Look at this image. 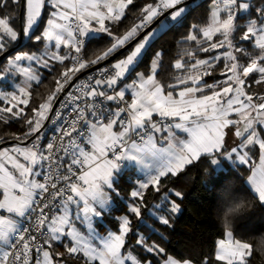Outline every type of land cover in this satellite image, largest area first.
Here are the masks:
<instances>
[{
  "label": "snow or ice",
  "instance_id": "6c2138e0",
  "mask_svg": "<svg viewBox=\"0 0 264 264\" xmlns=\"http://www.w3.org/2000/svg\"><path fill=\"white\" fill-rule=\"evenodd\" d=\"M8 2L0 0V9ZM11 3L19 5L20 0ZM46 4L51 11L42 25ZM133 4L134 0H24L19 30L12 26L16 17H0V55L21 37L43 45L42 51L5 57L0 68L4 104L0 121L24 118L33 83L41 82V69L51 71L54 64L71 62L56 79L54 91L31 109L27 130L15 136L18 143L0 148V264H152L128 247L133 231L129 216L111 215L120 198L118 185L133 170L143 174L131 191V197L141 202L128 205L137 219L146 207L144 190L151 186L159 192L162 178L176 177L202 157L211 166L222 160L247 166L246 183L264 208V94L251 92L249 83L264 85V0H210L207 22L188 25L182 43L191 47L175 59V75L168 84L157 78L165 52H153V45L165 33L183 27L200 5L197 0H151L140 8L137 22L116 35L112 26L126 18ZM103 36L110 38L109 46L85 60L81 53L86 43ZM121 50L122 58L73 83L77 73ZM150 52L148 73L137 72ZM201 54L211 55L201 58ZM221 64L223 79L208 83L205 77ZM9 76L22 77L13 81L11 90L3 86ZM68 86L51 121L59 125L42 144L44 123ZM232 128L239 143L229 148L226 130ZM256 146L258 163L250 155ZM174 195L183 198L180 191ZM234 199L230 190L223 192L225 202ZM163 201L152 205L148 216L171 226L167 214H178L181 205L167 195ZM106 218L117 221L116 230ZM225 235L226 239L216 241L215 260L248 264L253 246L233 239L231 230ZM135 244L149 254L165 253L139 233ZM259 246L264 249V239ZM164 264L190 261L167 255Z\"/></svg>",
  "mask_w": 264,
  "mask_h": 264
},
{
  "label": "trees",
  "instance_id": "16d2710c",
  "mask_svg": "<svg viewBox=\"0 0 264 264\" xmlns=\"http://www.w3.org/2000/svg\"><path fill=\"white\" fill-rule=\"evenodd\" d=\"M147 2H151V0H134V4L129 6L130 10L127 11L126 18L120 24L112 26L114 33L123 35L133 23L137 22L140 16V8ZM197 3H199L200 7L195 8L189 14L184 21L183 27L165 33L153 45V52L161 49L165 52L162 66L158 70L157 76L164 84L172 82V77L175 75L172 65L175 59L179 58L181 50L191 47L190 44L182 43L183 37L189 31L188 25L197 24L203 26L207 22L210 0H197ZM19 13L20 4L14 5L11 0H9L6 8L0 9L1 17L8 14L16 17L12 21V26L17 30H19ZM48 14L49 6H46L41 18L42 25L46 23ZM39 30H42V26ZM39 30L37 34H39ZM17 42L10 44L8 49L14 47ZM109 42L110 38L103 36L100 40L86 43L82 51L84 59H94L109 46ZM42 48V44L37 45L29 39H24L19 48L10 51L6 56L14 55L18 50L40 51ZM123 54L122 52L116 59L123 57ZM208 55L210 54H201V58ZM5 57L0 61V68L6 63ZM150 62L151 52L136 70L148 73ZM70 66L71 62L66 61L63 66L54 64L51 71L43 69L41 82L39 84L33 83L32 95L28 106L25 107L24 118L10 119L7 124L0 121V138L3 141L15 139L17 135H23L27 130L25 120L33 115L31 109L37 108L54 91L56 79L59 78L65 67ZM222 66V64L218 65L213 75L205 77V80L212 82L222 79L223 77L218 76ZM251 92L262 94L264 85L251 84ZM254 156H256V151H254ZM223 163V167L218 169L208 163L207 157H202L199 162L186 166L185 170L176 177L169 175L162 178L159 192L151 186L144 190L143 204L146 207L142 208L141 219H137L128 211L129 203L138 204L141 202L138 198L134 200L131 197V191L136 187V172L133 170L129 174L131 180L129 175H126L118 185L120 198L117 200L116 209L111 215L112 217H118L126 214L131 219L133 231L129 233L127 238L128 247L134 248L141 259L146 257L147 260L152 261V264H162L156 254H149L135 244L136 234L140 232L147 238L148 243L158 244L165 249V253L159 254L160 256L171 255L178 260H189L194 264H203L205 260L208 261V264H222V262H218L214 258L216 241L224 238L226 231L231 230L235 239H241L243 242H248L253 246V253L248 258V264H264V249L259 246V241L264 239V208H261L246 183L250 170L247 166H232L226 161ZM226 189L233 193L234 200L227 202L223 200V192ZM175 191L182 192L183 198L175 197ZM165 195L168 196L169 200H175L181 205V211L178 214L174 216L167 214L171 226L162 225L148 216V212L153 210L152 205L163 201ZM240 200L245 202V210L242 213L228 215L229 226L226 227L224 223L225 210ZM141 220L151 227H145ZM106 221L109 223V227L116 230L118 223L115 219L106 218ZM152 229H155V232ZM101 230L104 231V229ZM68 259L69 261L72 260V258ZM79 264H83V262L80 261Z\"/></svg>",
  "mask_w": 264,
  "mask_h": 264
},
{
  "label": "water",
  "instance_id": "95a60500",
  "mask_svg": "<svg viewBox=\"0 0 264 264\" xmlns=\"http://www.w3.org/2000/svg\"><path fill=\"white\" fill-rule=\"evenodd\" d=\"M23 10H24V0H21V2H20V13H19V29L21 28L22 23H23ZM154 26H155V24L152 25V27H154ZM23 40H24V38L21 37V39L18 40L17 44H16L14 47L9 48L8 51H7L5 54L0 55V61H1V59L4 58V57H5L10 51L19 48V47L21 46ZM122 52H123V50H121V52L116 53L114 56L110 57L108 60L103 61L101 64H99V65H95V66H93L92 68H88V69H85V70L81 71L80 73H77L76 77H75L74 80H73V83H75V82L77 81V79H79L81 76H83L85 73L89 72L90 70L96 69V68L101 67V66H103V65H105V64H107V63L112 62V61L115 60V59H116V58H117ZM69 88H70V86L66 87L64 93H61V94L59 95V97L57 98V100H56L55 103H54L53 110H54L55 106L57 105V103L60 101V99L63 97V95L69 90ZM52 112H53V111H52ZM51 114H52V113L49 114L48 120H49ZM48 120L45 121L44 126L46 125V123L48 122ZM16 143H18V141H17L16 139L5 140L3 143H0V148L5 147V146H8V145H13V144H16Z\"/></svg>",
  "mask_w": 264,
  "mask_h": 264
},
{
  "label": "crops",
  "instance_id": "0c3cea01",
  "mask_svg": "<svg viewBox=\"0 0 264 264\" xmlns=\"http://www.w3.org/2000/svg\"><path fill=\"white\" fill-rule=\"evenodd\" d=\"M253 2L255 3L256 2V0H253ZM46 6H48L47 4H46ZM51 11V8H50V6H49V12ZM24 14H25V9H24ZM250 51H251V49H250ZM211 55V54H210ZM207 57V56H206ZM206 57H203V58H206ZM122 58V57H121ZM117 60V59H116ZM114 62V61H113ZM137 72H143V71H141V70H136ZM134 75L135 74H133V76L132 77H130V79L131 78H134ZM130 79H129V82H130ZM213 82H215V81H212V82H208V83H213ZM262 94H264V92L262 93ZM130 98V97H129ZM227 132H228V135L226 136V147H233V146H236V144H238L239 143V140L234 136V131H235V129L234 128H232V129H229V130H226ZM261 133H262V138H264V130H261ZM182 136L184 135V134H181ZM14 145V144H13ZM11 146V145H10ZM254 151H256V156H254ZM250 155H252V157H253V161H255L256 163H258L259 162V149H258V146H256L254 149H253V151L250 153ZM223 162H225V161H221V163L219 164V165H217V166H215L216 168H218V169H220V168H222L223 167ZM226 162H228L230 165H232V166H237V165H233L230 161H226ZM249 175H250V173H249ZM136 176H137V179H136V187H137V180L138 179H143V174L142 173H137L136 172ZM136 187H135V189H136ZM105 231L106 230H101V232H102V234H104L105 233ZM222 239V238H221ZM223 239H226V236L223 238ZM233 239H235L234 237H233ZM54 247H56L57 248V250H60V251H63V248L61 247V246H58V245H54Z\"/></svg>",
  "mask_w": 264,
  "mask_h": 264
},
{
  "label": "built area",
  "instance_id": "2783aa9c",
  "mask_svg": "<svg viewBox=\"0 0 264 264\" xmlns=\"http://www.w3.org/2000/svg\"><path fill=\"white\" fill-rule=\"evenodd\" d=\"M81 55H82V57H83V52L81 53ZM84 58V57H83ZM107 64H110V63H107ZM106 65V64H105ZM104 66V65H103ZM103 66H101V67H103ZM95 71V69H93V70H90L89 72H87V73H85L83 76H81L79 79H77V81L76 82H78L79 80H81V79H85L86 77H87V75H89V74H91L92 72H94ZM75 82V83H76ZM67 93V92H66ZM65 93V94H66ZM64 94V95H65ZM64 95H63V97L60 99V101H62L63 99H64ZM129 98V97H128ZM130 99V98H129ZM60 101L57 103V105L55 106V108H54V110H53V112H52V114H51V116H50V118H49V120H48V122L46 123V125L44 126V128H43V131L46 133V139L44 140V141H42V144L43 143H46L47 142V139H50L51 138V136L53 135V129H55L56 127H58V125H59V122H57V124H53L51 121L54 119V114H55V111H56V108L58 107V105H59V103H60ZM66 114V113H65Z\"/></svg>",
  "mask_w": 264,
  "mask_h": 264
},
{
  "label": "rangeland",
  "instance_id": "374dc122",
  "mask_svg": "<svg viewBox=\"0 0 264 264\" xmlns=\"http://www.w3.org/2000/svg\"><path fill=\"white\" fill-rule=\"evenodd\" d=\"M1 17V16H0ZM155 27V26H154ZM246 47H247V45H245ZM43 50V48L40 50V51H42ZM250 50V49H249ZM21 51H25V50H18L15 54H17V53H19V52H21ZM114 62H115V60H114ZM40 72H41V77H42V74H43V69H41L40 70ZM219 76V75H218ZM20 79H22V77H13V76H9V77H7L3 82V86L5 87V88H7L8 90H11V85H12V83H13V81L15 80L16 82H18ZM223 79V78H222ZM218 80V79H217ZM249 83L250 84H252V85H254V83H252L251 81H249ZM4 106V104H1L0 103V107H3ZM8 146H10V145H8ZM8 146H5V147H8ZM137 188V187H136ZM134 190H136V189H134ZM164 201H160V203H158V204H161V203H163ZM130 204H133V203H129V205ZM152 211V210H151ZM123 215H126V214H123ZM121 216V215H120ZM119 217V216H118ZM139 234H141L140 232H139ZM148 243V242H147ZM149 245H151L150 243H148ZM135 254H137L136 252H135ZM159 258H160V260H161V263L162 264H164V259L166 258V256L165 257H163V256H160L159 254L157 255ZM173 257V256H172ZM174 258V257H173ZM174 259H176V258H174ZM178 260V259H177ZM181 262H183L182 260H180ZM190 264H194L193 262H191L190 261Z\"/></svg>",
  "mask_w": 264,
  "mask_h": 264
},
{
  "label": "clouds",
  "instance_id": "9594fccd",
  "mask_svg": "<svg viewBox=\"0 0 264 264\" xmlns=\"http://www.w3.org/2000/svg\"><path fill=\"white\" fill-rule=\"evenodd\" d=\"M230 208H234L233 211H229ZM246 208V205H245V202L243 200H240L239 202L235 203V205H231L229 206L225 212L226 214L228 215H235V214H238V213H242Z\"/></svg>",
  "mask_w": 264,
  "mask_h": 264
}]
</instances>
